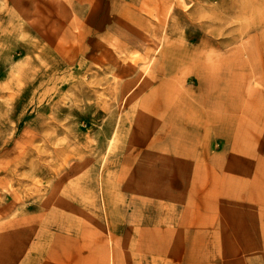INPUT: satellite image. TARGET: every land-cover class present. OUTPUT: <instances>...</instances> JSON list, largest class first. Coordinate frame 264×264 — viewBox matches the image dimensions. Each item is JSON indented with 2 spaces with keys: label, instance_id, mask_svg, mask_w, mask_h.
Here are the masks:
<instances>
[{
  "label": "rangeland",
  "instance_id": "1",
  "mask_svg": "<svg viewBox=\"0 0 264 264\" xmlns=\"http://www.w3.org/2000/svg\"><path fill=\"white\" fill-rule=\"evenodd\" d=\"M0 264H264V0H0Z\"/></svg>",
  "mask_w": 264,
  "mask_h": 264
},
{
  "label": "bare ground",
  "instance_id": "2",
  "mask_svg": "<svg viewBox=\"0 0 264 264\" xmlns=\"http://www.w3.org/2000/svg\"><path fill=\"white\" fill-rule=\"evenodd\" d=\"M71 34V33H70ZM72 35V34H71ZM72 36H74V34L72 35ZM146 75V74H145ZM114 136L115 135H113L112 136V138L109 140V144H108V149H107V152L111 149V147H112V144H113V142H114Z\"/></svg>",
  "mask_w": 264,
  "mask_h": 264
}]
</instances>
